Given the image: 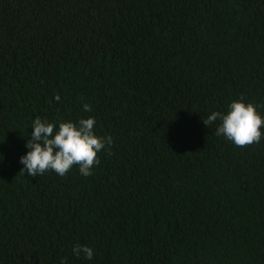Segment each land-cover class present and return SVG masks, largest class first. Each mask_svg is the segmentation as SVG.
Listing matches in <instances>:
<instances>
[{
  "label": "trees",
  "instance_id": "16d2710c",
  "mask_svg": "<svg viewBox=\"0 0 264 264\" xmlns=\"http://www.w3.org/2000/svg\"><path fill=\"white\" fill-rule=\"evenodd\" d=\"M240 98L264 0H0V264H264V138L203 121ZM89 116L91 175L21 171L35 118Z\"/></svg>",
  "mask_w": 264,
  "mask_h": 264
},
{
  "label": "clouds",
  "instance_id": "9594fccd",
  "mask_svg": "<svg viewBox=\"0 0 264 264\" xmlns=\"http://www.w3.org/2000/svg\"><path fill=\"white\" fill-rule=\"evenodd\" d=\"M84 110H89L87 104ZM203 121L207 126L219 121L216 134L236 146L259 143L264 138V115L257 110V105L244 98L231 101L223 112H210ZM96 124L93 116L59 123L35 118L31 123L30 138L25 143L27 151L20 157L21 171L33 177L48 171L64 176L75 165L80 175H91L94 166L100 163L98 154L113 143L110 135L100 136L95 132ZM72 252L86 260H92L94 256V250L87 245L77 244ZM61 264L66 261L62 260Z\"/></svg>",
  "mask_w": 264,
  "mask_h": 264
}]
</instances>
